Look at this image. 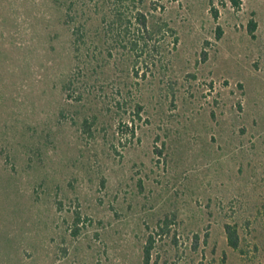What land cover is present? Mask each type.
<instances>
[{
	"label": "rangeland",
	"instance_id": "obj_1",
	"mask_svg": "<svg viewBox=\"0 0 264 264\" xmlns=\"http://www.w3.org/2000/svg\"><path fill=\"white\" fill-rule=\"evenodd\" d=\"M112 1L0 0V264H264V0Z\"/></svg>",
	"mask_w": 264,
	"mask_h": 264
},
{
	"label": "trees",
	"instance_id": "obj_2",
	"mask_svg": "<svg viewBox=\"0 0 264 264\" xmlns=\"http://www.w3.org/2000/svg\"><path fill=\"white\" fill-rule=\"evenodd\" d=\"M112 2L113 11L103 10L101 13V23L104 26V30L113 34L116 33V38L114 39L117 45L128 48L132 53L135 52L138 58L148 56L152 58L151 64H155L154 62L158 60L156 58L157 55L162 54L161 43L163 39L168 34L174 35V29L170 27L166 21L160 19H155L150 23L147 13L137 8V4L141 5L144 0H130L129 4L136 8L133 13L130 12L129 5L123 6L124 0H113ZM251 25L253 28L250 29L249 32L252 34L256 24L252 21ZM130 33L134 35L132 39L128 37ZM73 34L77 40H82V33L80 32L79 35V29H74ZM219 37L220 34L218 35V38ZM93 125L94 123L92 120L88 118L84 119L82 123L83 132L91 134ZM79 220V217H77L76 221L78 222ZM225 234L228 245L232 249L238 250L240 246V236L237 225L226 224ZM150 261L151 245L149 242V244L144 247L142 264H150Z\"/></svg>",
	"mask_w": 264,
	"mask_h": 264
}]
</instances>
